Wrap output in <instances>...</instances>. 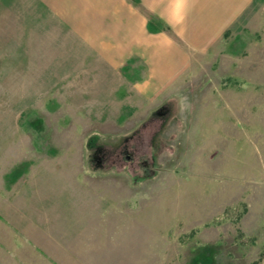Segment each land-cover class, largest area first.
I'll return each mask as SVG.
<instances>
[{
	"label": "rangeland",
	"instance_id": "rangeland-1",
	"mask_svg": "<svg viewBox=\"0 0 264 264\" xmlns=\"http://www.w3.org/2000/svg\"><path fill=\"white\" fill-rule=\"evenodd\" d=\"M2 27L0 264H264V0L140 111Z\"/></svg>",
	"mask_w": 264,
	"mask_h": 264
},
{
	"label": "crops",
	"instance_id": "crops-1",
	"mask_svg": "<svg viewBox=\"0 0 264 264\" xmlns=\"http://www.w3.org/2000/svg\"><path fill=\"white\" fill-rule=\"evenodd\" d=\"M255 2L8 0L9 33L0 25L11 50L75 66L66 76L87 83L91 98L124 95L118 100L126 104L114 105L140 111L171 96L193 58L211 51Z\"/></svg>",
	"mask_w": 264,
	"mask_h": 264
},
{
	"label": "flooded vegetation",
	"instance_id": "flooded-vegetation-1",
	"mask_svg": "<svg viewBox=\"0 0 264 264\" xmlns=\"http://www.w3.org/2000/svg\"><path fill=\"white\" fill-rule=\"evenodd\" d=\"M167 112V107H164L160 110V115L165 114ZM130 158V157H129Z\"/></svg>",
	"mask_w": 264,
	"mask_h": 264
}]
</instances>
